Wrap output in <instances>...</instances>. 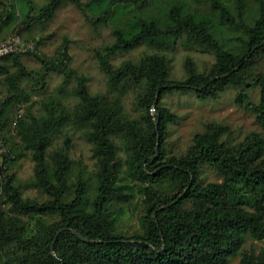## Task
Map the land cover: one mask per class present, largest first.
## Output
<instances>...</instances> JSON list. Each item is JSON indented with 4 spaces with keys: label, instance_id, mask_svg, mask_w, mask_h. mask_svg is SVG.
Here are the masks:
<instances>
[{
    "label": "trees",
    "instance_id": "trees-1",
    "mask_svg": "<svg viewBox=\"0 0 264 264\" xmlns=\"http://www.w3.org/2000/svg\"><path fill=\"white\" fill-rule=\"evenodd\" d=\"M14 1L18 11L2 2L0 13V32L18 22L14 36L32 22L51 20L67 3L87 19L95 16L93 24L115 25L113 42L95 53L107 93L91 94L85 77L74 75L66 40L51 58L34 54L41 64L39 88L50 72L63 76L61 88L75 77L72 109L49 95L32 112L31 94L20 84L32 79L20 62L23 53L0 58L6 87L0 102L6 148L0 155V264H232L247 237L264 243V0H165L166 6L154 0H51L41 7ZM130 4L147 12L130 15ZM179 40L213 55L207 73H198L187 57L185 78L170 80L164 52ZM140 47L155 52L111 64L117 54ZM255 87L253 103L246 92ZM227 89L240 91L236 104L253 115L263 136L250 133L231 146L222 140L226 127L207 124L183 154L167 155L168 126L177 117L163 106V96L191 92L199 101L215 100ZM127 93L136 97L138 118L124 112ZM21 105L24 114L12 121L7 110ZM11 124L15 142L6 133ZM64 126L80 130L91 145L89 174L69 159L68 139L51 149ZM116 139L126 154L124 171ZM26 155L33 164L29 187L46 201L24 198L15 184L11 170ZM202 165L221 181L203 184ZM127 205L131 212L139 207L138 229L129 236L122 228ZM238 264H264V247L243 250Z\"/></svg>",
    "mask_w": 264,
    "mask_h": 264
},
{
    "label": "rangeland",
    "instance_id": "rangeland-1",
    "mask_svg": "<svg viewBox=\"0 0 264 264\" xmlns=\"http://www.w3.org/2000/svg\"><path fill=\"white\" fill-rule=\"evenodd\" d=\"M50 1L33 0L35 6L39 7ZM86 1L88 0H82L84 3ZM164 1L154 0L153 2L166 6ZM2 2L8 5V7L10 5V8L13 3L17 11L20 6L18 1L0 0V13L4 8ZM137 7L138 4H130L129 9L132 11L130 15L147 12L145 7L141 9H137ZM94 18L95 16L89 14L87 19L80 10L67 3L55 10L51 20L42 23L32 22L29 27L20 29L17 35L24 42H33L35 44L34 50L25 52L20 57L23 68L27 72H30L32 76V79L21 80L20 82L31 94V103H29L32 112L38 113L39 101L49 95H59L68 109H72L77 102V98L73 94V87L76 84L75 77L71 78L66 87L61 88L63 76L50 72L44 77L42 88H39L40 85L37 84L40 83L38 73L41 70V64L37 61L34 54L43 58H51L56 55V52L65 40L67 41L66 45L69 55L68 66L74 71V75L85 77L86 86L91 94L98 95L108 92L107 79L99 69L95 53L113 42L112 29L115 23L112 22L114 20H108L93 24ZM17 23L14 22L0 32V41L16 35L13 33V29ZM154 52L155 50L151 48L140 47L124 54H117L111 60V64L114 67H118L127 60L136 62L143 55ZM164 55L169 61V78L176 81H182L185 78L183 63L187 57L194 62L198 73H207L215 62L212 54L202 53L194 47L185 45L181 40L177 42L173 49L164 52ZM8 63L10 64V62ZM14 71L15 68L10 67V72ZM2 80L3 77L0 76V102L6 93V87ZM60 90H63L65 93H61ZM246 93L248 101L253 103L258 101L259 93L257 87ZM238 94H240L239 90L227 89L217 99L205 101H199L191 92L173 91L164 95L162 99L163 106L168 108L177 117V121L168 126V136L165 142L167 155L183 154L191 144L192 137L196 133H201L207 124H217L226 127L227 132L223 135L222 140L231 146H237L250 133H259L263 136L253 115L236 104L235 100ZM136 101V97L132 93H127V95L122 97L124 112L129 118H138L140 115V111L135 104ZM25 109L26 106L24 105L15 106L13 109L7 110V114L14 121L20 113L24 114ZM12 128V124L9 125L6 133L9 141L15 142L16 139L14 138ZM66 139L69 140V159L77 168H82L86 174L92 172L94 166V160L91 157L92 147L80 130L71 126H64L56 135L51 149L64 146ZM114 143L117 147V156L120 160L121 170L124 171L126 154L122 148L123 145L117 139L114 140ZM11 172L15 174V184L21 190L24 198L35 199L39 202L48 199L29 187V183L33 177V164L28 155L17 161ZM200 179L203 184L219 183L221 181L220 175L207 165L201 166ZM137 199L138 195L135 193L134 200L137 201ZM126 207L127 212L122 228L123 232L129 236L133 231L138 229L136 219L139 207L134 212H131L132 205H127ZM262 247H264L263 242H255L247 237L242 251L257 253ZM241 252L232 259V264H238Z\"/></svg>",
    "mask_w": 264,
    "mask_h": 264
},
{
    "label": "built area",
    "instance_id": "built-area-1",
    "mask_svg": "<svg viewBox=\"0 0 264 264\" xmlns=\"http://www.w3.org/2000/svg\"><path fill=\"white\" fill-rule=\"evenodd\" d=\"M35 48L33 42H24L19 36H12L0 41V58L14 54L32 51ZM6 152V148L0 141V155Z\"/></svg>",
    "mask_w": 264,
    "mask_h": 264
},
{
    "label": "water",
    "instance_id": "water-1",
    "mask_svg": "<svg viewBox=\"0 0 264 264\" xmlns=\"http://www.w3.org/2000/svg\"><path fill=\"white\" fill-rule=\"evenodd\" d=\"M52 249V248H51Z\"/></svg>",
    "mask_w": 264,
    "mask_h": 264
}]
</instances>
